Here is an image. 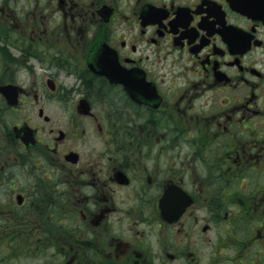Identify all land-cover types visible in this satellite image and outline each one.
I'll use <instances>...</instances> for the list:
<instances>
[{
  "label": "flooded vegetation",
  "instance_id": "1",
  "mask_svg": "<svg viewBox=\"0 0 264 264\" xmlns=\"http://www.w3.org/2000/svg\"><path fill=\"white\" fill-rule=\"evenodd\" d=\"M0 222L56 264H264V0H0Z\"/></svg>",
  "mask_w": 264,
  "mask_h": 264
},
{
  "label": "rangeland",
  "instance_id": "2",
  "mask_svg": "<svg viewBox=\"0 0 264 264\" xmlns=\"http://www.w3.org/2000/svg\"><path fill=\"white\" fill-rule=\"evenodd\" d=\"M2 226L3 222H0V264H56L53 259L56 250L47 241L43 240L39 247L32 244L33 239L25 242L19 236L7 239Z\"/></svg>",
  "mask_w": 264,
  "mask_h": 264
}]
</instances>
